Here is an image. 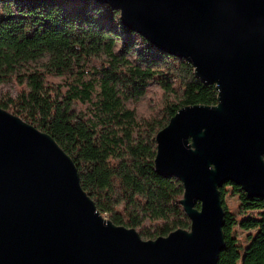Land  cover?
<instances>
[{"label":"water","instance_id":"water-1","mask_svg":"<svg viewBox=\"0 0 264 264\" xmlns=\"http://www.w3.org/2000/svg\"><path fill=\"white\" fill-rule=\"evenodd\" d=\"M94 1L218 90L217 105L181 108L155 137L156 172L182 183L191 227L147 241L113 224L54 138L0 108V264H218L220 189L264 198V0Z\"/></svg>","mask_w":264,"mask_h":264},{"label":"trees","instance_id":"trees-1","mask_svg":"<svg viewBox=\"0 0 264 264\" xmlns=\"http://www.w3.org/2000/svg\"><path fill=\"white\" fill-rule=\"evenodd\" d=\"M45 57V70L26 69ZM6 83L17 94L0 98V108L54 138L113 224L147 240L190 229L182 183L155 169L154 130L168 123L142 122L131 107L153 86L169 121L183 107L217 105L216 86L198 80L190 63L161 52L94 0H0V84ZM220 192L226 246L218 264H264V198L250 199L231 183Z\"/></svg>","mask_w":264,"mask_h":264},{"label":"rangeland","instance_id":"rangeland-1","mask_svg":"<svg viewBox=\"0 0 264 264\" xmlns=\"http://www.w3.org/2000/svg\"><path fill=\"white\" fill-rule=\"evenodd\" d=\"M47 62H48V58L45 57L36 62H30L26 66V69L43 71L46 69L45 65L47 64ZM16 94H17V86L15 84L13 83L0 84V98H2L5 95H10L14 97L16 96ZM131 107L134 108L138 112L139 119L142 122L150 121L151 123H153V120L157 119L163 122L162 123L163 125L169 123V117L166 115L164 111H162V95L156 86H153L151 88V92L146 97H144L139 102L132 104ZM158 132H159V128H156L154 130V137H156ZM227 200H228L230 209L232 211H236V207L238 204L236 197H230ZM100 213L107 220L111 219V216L109 214L102 213V212ZM137 231L140 233L139 230ZM142 238L144 240H147L144 237Z\"/></svg>","mask_w":264,"mask_h":264}]
</instances>
